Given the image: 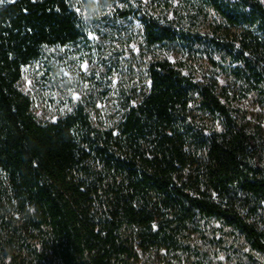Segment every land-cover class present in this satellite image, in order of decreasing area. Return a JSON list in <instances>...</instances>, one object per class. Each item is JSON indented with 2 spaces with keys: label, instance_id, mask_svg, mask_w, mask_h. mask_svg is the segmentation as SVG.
Returning <instances> with one entry per match:
<instances>
[{
  "label": "trees",
  "instance_id": "1",
  "mask_svg": "<svg viewBox=\"0 0 264 264\" xmlns=\"http://www.w3.org/2000/svg\"><path fill=\"white\" fill-rule=\"evenodd\" d=\"M87 1L94 10L95 3ZM173 1L162 0L153 12L167 15ZM75 2L13 0L0 6V264H138L141 257L159 253L175 264L176 258L186 261L211 246L207 221L227 228L264 258V241L238 212L213 204L204 192L180 188L165 171L182 163L186 153L214 169L224 154L210 135L218 122L251 151L250 163L232 167L238 185L264 189L260 126L233 116L223 87L197 82L154 53L164 44L181 43L262 92L264 0H192L187 14L206 24L211 37L188 36L167 17L114 3L115 17L140 22L149 61L145 91L123 97L111 129L94 127L83 107L55 124H40L16 87L22 69L37 61L44 47H66L85 38L84 7ZM67 160L76 173L85 166L78 183L85 177L120 207L105 232L94 229L76 203L77 189L62 180ZM163 162L168 169H162ZM218 190L228 191L223 183Z\"/></svg>",
  "mask_w": 264,
  "mask_h": 264
},
{
  "label": "rangeland",
  "instance_id": "2",
  "mask_svg": "<svg viewBox=\"0 0 264 264\" xmlns=\"http://www.w3.org/2000/svg\"><path fill=\"white\" fill-rule=\"evenodd\" d=\"M11 1L0 0V6ZM75 1L76 7H84L80 27L85 38L66 47H44L41 57L22 69V78L16 85L30 100L32 116L43 125L55 124L77 107H83L94 127L111 129L120 117L123 97H139L145 91L149 60L143 54L142 27L137 19L115 17L114 3L142 9L143 13H152L160 20L167 17L170 25L183 28L188 36L200 33L211 37L206 24L187 14L192 0H174L173 9L167 15L153 12L162 0H90L95 3L94 10L88 9L87 0ZM154 53L160 59L179 65L183 75L197 82H215L223 87L233 116L240 122L260 126L264 136V87L262 92L250 88L235 80L227 66L214 68L202 52H189L181 43L164 44L156 47ZM213 131L211 137L214 135L224 148L223 157L218 156L214 169L190 153L185 154L182 163H174L170 169L164 162L160 165L163 170L168 169L165 171L170 180L180 188L192 194L204 192L213 204L238 212L264 241V189L243 190L232 173V167L242 169L243 164L250 163L251 151L238 142L233 130L218 122ZM66 163L62 180L77 189L74 192L76 203L88 215L94 229L105 232L107 221H111L120 207L111 197L93 190L85 183V177L78 183L79 171L85 166H80L76 173L75 168L69 167L68 160ZM152 165L155 170V164ZM77 183L79 185H75ZM222 183L227 192L218 190ZM205 226L211 234L208 238L211 246L186 261L179 262L176 258L175 264H198L199 260L206 261L205 264H264L263 257L251 252L244 241L227 228L215 221H207ZM220 238L222 241L218 242ZM171 259L164 253L152 254L141 257L138 264H171Z\"/></svg>",
  "mask_w": 264,
  "mask_h": 264
}]
</instances>
